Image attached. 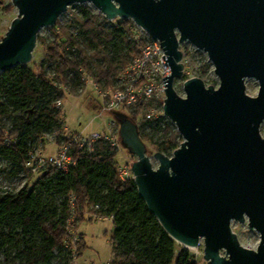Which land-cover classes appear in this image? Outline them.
<instances>
[{
	"label": "water",
	"instance_id": "water-1",
	"mask_svg": "<svg viewBox=\"0 0 264 264\" xmlns=\"http://www.w3.org/2000/svg\"><path fill=\"white\" fill-rule=\"evenodd\" d=\"M17 8L0 37V70L26 62L38 28L55 22L72 1L11 0ZM106 17H130L158 38L170 73L163 74V112L182 139L170 154L160 149L153 166L134 121L122 115L121 141L131 161L138 193L162 227L183 244L202 237L208 264H264V0H87ZM175 30L178 31L176 36ZM205 51L218 85L182 74L178 41ZM258 82L245 91V78ZM259 232L255 247L239 242L230 219ZM223 247L227 255L219 252Z\"/></svg>",
	"mask_w": 264,
	"mask_h": 264
},
{
	"label": "trees",
	"instance_id": "trees-1",
	"mask_svg": "<svg viewBox=\"0 0 264 264\" xmlns=\"http://www.w3.org/2000/svg\"><path fill=\"white\" fill-rule=\"evenodd\" d=\"M73 17L78 22V33L63 29L56 34L58 41L47 43L38 71L24 62L0 70V94L4 97L0 101V114L12 115L10 132L18 133L16 142L8 146L14 160L25 155L29 139H34L44 128L58 124L56 116L60 107L52 100L63 89L53 83L54 79L59 83L70 81V90H74L71 81L74 78L81 81L80 68L85 67L99 82L103 80V84L112 85L118 67L139 49L141 40L133 34L129 17H119L114 25L109 21V28L101 22L108 21L105 16L98 21L97 14L89 13L84 6L81 14ZM87 45L90 49L86 51ZM205 66L206 63L200 67L198 75ZM123 109L116 112L129 115L135 121V113H126ZM156 129L157 126L151 125L149 133H138L140 137L150 138ZM166 131L164 126L162 133L166 138L162 141H166L170 150L178 144L175 134L179 132L175 130V134L168 135ZM116 161L115 148L99 137L94 148L78 153L76 162L66 171L45 170L35 176L29 172L30 181L12 193L0 195V223L3 224L0 242L6 240L14 246L21 264H54L51 260L54 249H67L69 253L75 247L80 248L81 233L75 241H70L63 221L65 201L53 199L59 193L73 190L80 208L79 219L84 216L82 208L94 202L98 203L97 210L102 215H112L111 264H169L172 259L174 264H192L185 246L174 251L175 239L148 209L132 176L119 177ZM9 222L15 225H7Z\"/></svg>",
	"mask_w": 264,
	"mask_h": 264
},
{
	"label": "built area",
	"instance_id": "built-area-1",
	"mask_svg": "<svg viewBox=\"0 0 264 264\" xmlns=\"http://www.w3.org/2000/svg\"><path fill=\"white\" fill-rule=\"evenodd\" d=\"M103 16L105 15L103 14ZM105 18L109 20L113 17L109 18L105 16ZM145 32L146 38L144 42L139 46L138 51L131 55L124 66L117 72L114 83L111 86L103 88L99 80L92 76L85 67L80 68V80L84 83L91 80L101 99L99 102L100 110L114 109L117 111L122 107L126 113L134 112L136 115L134 123L137 131L149 133L150 126L155 125L157 126V129L154 131L155 133L161 128L163 118L167 116L163 112L165 84H163L162 75L170 73V65L165 63V58L161 55L165 51L159 44V39L153 38L146 30ZM175 33L178 36L177 30H175ZM66 46L68 47V45ZM178 47L181 50L179 61L182 63V74L175 76L172 84L175 83V80H178L182 87L184 78L198 74L189 72L187 69L186 51L182 46V41H178ZM53 83L59 84L63 91L67 88L66 83H59L56 79L53 80ZM2 99L4 97L0 94V101ZM152 101H157L160 105L155 106L151 103ZM52 103L60 107L61 95L56 96L52 100ZM137 106H142V111L137 112ZM6 116L9 117L8 112L0 114V195L12 193L25 181H30L29 172L32 176H35L45 170L66 171L70 165L76 162V155L78 153L89 152L94 148V143L99 137L108 141L109 145L114 147L115 150L120 142L118 125L115 118L108 119L105 123L106 127L103 130H92L89 133H82L70 130L66 126L63 114L60 111L56 116L58 124L48 126L46 130L44 129L36 134L34 139H29V146L25 155H22L18 160H14L8 152V146L16 142L18 133L16 130L10 132V129L13 127V117L10 115L11 121L8 127L4 120ZM16 126H19V123H16ZM46 139L57 142L54 152L44 153V141ZM131 161L132 159L128 157L127 161L122 164L117 161L115 162V168L121 179L133 176ZM50 191L52 192V189ZM56 197L57 202L64 200L66 203L63 221L68 229L70 241H75L78 233L74 217L77 216L80 209L76 203V195L73 190H67L66 192L57 194ZM97 208L98 203L94 202L88 208H82V211L84 214L87 213L93 216L102 215L98 212ZM107 216L112 220L111 214ZM198 246L200 247L199 249H197ZM192 247L203 258V240L201 236ZM218 250L220 253L227 255L223 247H220ZM69 254L66 264H77L74 259V249ZM189 258L193 261L192 264H208L204 258L198 260L197 255H190ZM105 264L111 263L110 261H106ZM169 264H174L173 259Z\"/></svg>",
	"mask_w": 264,
	"mask_h": 264
},
{
	"label": "rangeland",
	"instance_id": "rangeland-1",
	"mask_svg": "<svg viewBox=\"0 0 264 264\" xmlns=\"http://www.w3.org/2000/svg\"><path fill=\"white\" fill-rule=\"evenodd\" d=\"M82 6L86 7L89 13H96L98 21L102 19L103 13L92 2L87 0L69 2L65 10L61 11L57 15L54 23L44 24L38 28L36 33V42L31 51V57L24 63L31 67L32 70L38 71L40 65L43 63V55L45 53L47 43L54 42V40L56 42L58 41L56 34H60L63 29L78 33V22L73 17V15H80ZM16 14L17 8L15 4H13L11 0H2L0 3V37L8 28L11 18ZM117 19H119V16H114L112 19H109L104 23L103 21L101 22L109 28V21L114 25ZM130 19L132 20V18ZM130 26L132 27L133 34L137 38H140L142 44L146 38L145 30L138 26L133 20L130 22ZM41 39L43 41H41ZM182 46L186 51L188 71L198 73L200 67L206 63L204 71L199 76H201L205 84L210 83L214 86H217L219 78L215 74L213 65L208 59L205 51L194 46L188 40H183ZM85 49L87 51L90 49V47L87 45L85 46ZM124 64L118 67V71L124 66ZM47 69H50V67ZM69 75L72 76L73 74L69 73ZM69 82H66L67 88L64 89L63 93L61 94L60 111L63 114V120L66 126L70 130L80 131L82 133H89L92 130H103L106 127V121L112 118H115L117 125L119 124L122 115H119L114 109H99V102L101 99L93 84L91 83V80L84 83L83 81H77L74 78L71 81L72 85L74 86V90H70ZM100 83L103 88L111 86L103 84V80ZM112 83H114V78H112ZM173 85L178 93L184 94V91L178 80H175ZM257 88L258 82L255 78H245V91L247 93L255 94ZM151 103L155 106L160 105L157 101H152ZM136 108H138L136 109L137 112H140L143 109L142 106H137ZM125 116L130 117L129 115ZM4 120L9 127L11 116H6ZM164 126L167 127L166 134H175L174 131L177 130L175 123L168 116H166L163 118V124L161 128L153 133L150 138L141 137L145 146V150L149 154L153 166H156L158 163L157 158L152 155L154 150L161 149V151L167 154L172 152V149L169 150V148L166 147V141H162L164 138H166V136H164L162 133ZM44 129L46 130V128ZM259 132L264 135V118L259 123ZM175 139L180 141L182 139V135L180 133L178 135L175 134ZM56 146V141L46 139L44 141V153L46 154L54 152ZM115 156L117 158V162L122 164L127 161L128 157L133 160L136 155L135 153L131 152L120 139L119 145L115 150ZM53 199L54 201H57V197L53 196ZM74 218L77 227V233H81L82 235V243L80 248L75 247V245V248H73L75 253L74 259L76 263L105 264L106 261H110L111 263L113 256L110 242V235L113 227L111 218L107 215L93 216L87 213H85L80 219L79 216ZM7 225L14 226L15 223L9 222ZM230 226L235 231L239 242L251 247L256 246L259 240V232L255 228L248 226L246 217L242 221L231 218ZM2 227L3 224L0 223V228ZM182 246L187 248L190 255H197L198 260L203 259L194 247L187 246L175 239L174 251L176 252ZM199 248L200 247L198 246L197 249ZM15 253L14 246L9 244L8 241L4 240L3 242H0V264H21L20 257ZM69 255L70 254L67 252V249H62V251H57L54 249L51 260L54 264H66Z\"/></svg>",
	"mask_w": 264,
	"mask_h": 264
},
{
	"label": "bare ground",
	"instance_id": "bare-ground-1",
	"mask_svg": "<svg viewBox=\"0 0 264 264\" xmlns=\"http://www.w3.org/2000/svg\"><path fill=\"white\" fill-rule=\"evenodd\" d=\"M187 246H192V245H189V244H186Z\"/></svg>",
	"mask_w": 264,
	"mask_h": 264
}]
</instances>
